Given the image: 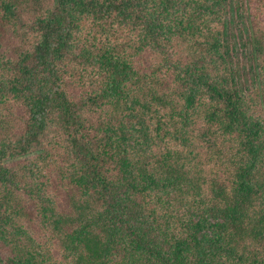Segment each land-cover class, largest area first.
<instances>
[{
  "label": "trees",
  "instance_id": "16d2710c",
  "mask_svg": "<svg viewBox=\"0 0 264 264\" xmlns=\"http://www.w3.org/2000/svg\"><path fill=\"white\" fill-rule=\"evenodd\" d=\"M0 264H264V0H0Z\"/></svg>",
  "mask_w": 264,
  "mask_h": 264
}]
</instances>
